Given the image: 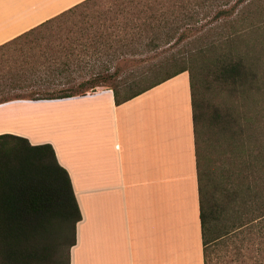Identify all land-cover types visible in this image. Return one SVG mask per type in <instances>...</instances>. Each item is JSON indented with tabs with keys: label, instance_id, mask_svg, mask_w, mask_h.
<instances>
[{
	"label": "trees",
	"instance_id": "1",
	"mask_svg": "<svg viewBox=\"0 0 264 264\" xmlns=\"http://www.w3.org/2000/svg\"><path fill=\"white\" fill-rule=\"evenodd\" d=\"M113 6L111 16L85 20L73 46L45 61L38 78L17 85L32 88L24 98L107 87L121 104L188 72L204 264L219 244L225 256L264 264V118L247 116L240 102L264 93V0H123ZM150 53L156 60L122 77L95 69L96 62L105 68L124 55ZM80 219L69 174L52 145L0 134V264H70Z\"/></svg>",
	"mask_w": 264,
	"mask_h": 264
},
{
	"label": "crops",
	"instance_id": "2",
	"mask_svg": "<svg viewBox=\"0 0 264 264\" xmlns=\"http://www.w3.org/2000/svg\"><path fill=\"white\" fill-rule=\"evenodd\" d=\"M84 0H0V46ZM52 145L81 212L70 264H204L188 72L116 104L97 88L0 103V134Z\"/></svg>",
	"mask_w": 264,
	"mask_h": 264
},
{
	"label": "rangeland",
	"instance_id": "3",
	"mask_svg": "<svg viewBox=\"0 0 264 264\" xmlns=\"http://www.w3.org/2000/svg\"><path fill=\"white\" fill-rule=\"evenodd\" d=\"M120 1L123 0H94L85 7L79 8L75 13L55 20L27 36H22L0 47V88L16 87L10 92L5 91L0 94V101L31 96L32 88H21L17 85L28 83L31 77L38 78L45 61L59 58L62 56L60 52L64 53L65 48L73 46L71 43L78 31L86 25L85 20L93 23L95 22L93 17L99 14L106 13L111 16L115 8L113 4ZM211 15L205 20L199 21L197 25L209 22ZM154 56L156 55L151 53L136 56L124 55L114 59L111 63L113 66L103 68L101 63L96 62L95 69L108 72V68H110L109 73L115 72L117 77H122L146 67L156 60ZM90 63H94V60L91 59ZM35 71L39 72L31 75ZM82 79H86V77L80 78L79 81ZM240 102L242 110L247 116L254 117L256 120L260 117L264 118V93H253ZM225 249L222 244L211 248L209 264H257L252 259H246L244 262L235 260L233 252H229L225 256ZM253 252V249H250V253Z\"/></svg>",
	"mask_w": 264,
	"mask_h": 264
}]
</instances>
